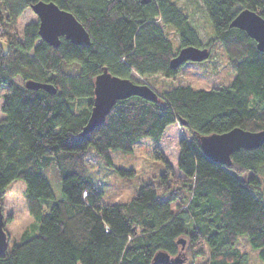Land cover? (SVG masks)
<instances>
[{"label": "trees", "instance_id": "trees-1", "mask_svg": "<svg viewBox=\"0 0 264 264\" xmlns=\"http://www.w3.org/2000/svg\"><path fill=\"white\" fill-rule=\"evenodd\" d=\"M40 2L72 13L90 44L61 38L54 48L42 41L38 22L19 33V19ZM201 2L213 27L205 41L174 0H0V90L6 92L0 205L10 183L22 180L34 220L0 255V264H249L236 248L242 235L264 262V144L236 151L228 167L206 156L198 139L235 128L264 130V53L231 27L244 10L264 18V0ZM167 28L177 34L179 51L223 48L234 68L232 83L210 91L178 86L163 94L152 87L156 99L118 101L83 137L95 79L104 70L131 80L133 73L145 80L176 76L170 62L178 51ZM28 81L50 84L56 93L28 89ZM176 123L190 137L179 143V174L157 149L155 159L166 166L159 183L143 185L127 202L104 203L83 153L92 147L110 161V150L131 152L145 137L157 143ZM49 169L60 176L61 200L44 175Z\"/></svg>", "mask_w": 264, "mask_h": 264}, {"label": "rangeland", "instance_id": "rangeland-1", "mask_svg": "<svg viewBox=\"0 0 264 264\" xmlns=\"http://www.w3.org/2000/svg\"><path fill=\"white\" fill-rule=\"evenodd\" d=\"M174 1L185 14L190 15L191 22L203 41L213 36L212 23L201 0ZM31 22H38V17L32 9H28L18 21L19 33H22L25 25ZM165 31L171 38L175 51L179 52L177 34L173 29L167 28ZM131 77L134 82L147 83L149 86L151 85V88L153 87L163 94L178 86H189L194 90L203 91L229 86L235 77V72L229 63L226 52L220 46H216L213 51L211 50L206 60L185 63L178 69V73L173 78L157 75L145 80L134 73ZM17 83L23 85L21 79H17ZM5 94V91L0 90V120L3 117L1 105ZM182 139L190 140L189 134L179 123H176L166 129L163 138L157 143L153 139L145 137L134 146L131 152L110 150V161L98 156L92 147L88 148L83 153V158L88 165L89 174L98 181L102 192V201L109 204L127 202L138 193L143 185L150 182L159 183L160 176L165 171L166 166L162 161L155 159L157 149L165 156L175 174H179L177 162L179 143ZM120 170L127 172V174L120 173ZM44 175L52 187L56 200L63 199L59 182L60 176L57 171L55 169L45 170ZM246 178L247 175L241 176V179ZM2 207L9 249L20 240L22 233L34 223L26 205L24 181L15 180L10 183L6 189ZM236 248L249 256V264H264L259 258L258 251L252 248L246 235L240 236Z\"/></svg>", "mask_w": 264, "mask_h": 264}, {"label": "water", "instance_id": "water-1", "mask_svg": "<svg viewBox=\"0 0 264 264\" xmlns=\"http://www.w3.org/2000/svg\"><path fill=\"white\" fill-rule=\"evenodd\" d=\"M32 11L38 17L39 35L42 41L56 48L60 45L61 38L75 45L90 44V36L84 26L76 17L65 10L60 9L54 3L40 2L32 6ZM231 27L244 31L254 39L257 49L264 53V18L255 11L244 10L232 22ZM207 49L186 47L181 49L171 60L170 68L179 69L187 62H201L209 57ZM94 100L92 110L83 128L82 136L94 131L101 126L107 115L118 101L131 97H141L146 100H154L156 92L147 83H136L131 79H122L111 75L107 70L95 79ZM25 87L31 90H44L55 94L56 89L50 84L34 81L25 83ZM199 143L206 156L216 163L231 166L232 155L241 149H256L264 144V130L250 132L241 128H235L224 134H211L199 136ZM8 235L5 231V217L3 207L0 205V255L8 250ZM160 260L171 261L169 256H161Z\"/></svg>", "mask_w": 264, "mask_h": 264}]
</instances>
